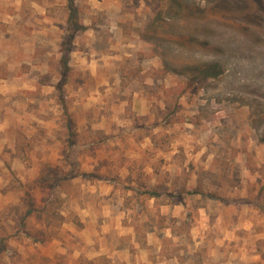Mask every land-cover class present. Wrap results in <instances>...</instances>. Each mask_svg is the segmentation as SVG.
Here are the masks:
<instances>
[{
	"label": "rangeland",
	"instance_id": "1",
	"mask_svg": "<svg viewBox=\"0 0 264 264\" xmlns=\"http://www.w3.org/2000/svg\"><path fill=\"white\" fill-rule=\"evenodd\" d=\"M73 1L0 0V264H264V0Z\"/></svg>",
	"mask_w": 264,
	"mask_h": 264
},
{
	"label": "trees",
	"instance_id": "2",
	"mask_svg": "<svg viewBox=\"0 0 264 264\" xmlns=\"http://www.w3.org/2000/svg\"><path fill=\"white\" fill-rule=\"evenodd\" d=\"M68 1V7L70 11L75 10L74 7V1L73 0H67ZM206 70V69H205ZM205 72V71H204ZM207 76H210L212 73L207 72ZM51 176V179H53V182L57 179L52 177V174L47 175L43 178L47 179ZM197 192H193L192 194H195ZM151 198H158L160 195L157 192L148 191L146 192ZM62 202L60 200H54V199H44L41 203V207L38 208L37 212L39 216L43 219L45 225L47 227L53 228V227H60L64 223V217L62 213L60 212V204Z\"/></svg>",
	"mask_w": 264,
	"mask_h": 264
},
{
	"label": "crops",
	"instance_id": "3",
	"mask_svg": "<svg viewBox=\"0 0 264 264\" xmlns=\"http://www.w3.org/2000/svg\"><path fill=\"white\" fill-rule=\"evenodd\" d=\"M96 2L101 4V3L103 2V0H96ZM96 68H97V67H95L94 70H93V73H94V74L97 73V70H98V69H96Z\"/></svg>",
	"mask_w": 264,
	"mask_h": 264
}]
</instances>
